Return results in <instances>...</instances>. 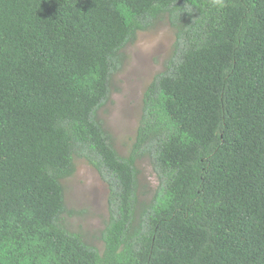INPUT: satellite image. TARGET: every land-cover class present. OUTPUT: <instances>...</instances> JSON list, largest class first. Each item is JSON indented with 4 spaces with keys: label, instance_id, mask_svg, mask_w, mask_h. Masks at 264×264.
<instances>
[{
    "label": "trees",
    "instance_id": "16d2710c",
    "mask_svg": "<svg viewBox=\"0 0 264 264\" xmlns=\"http://www.w3.org/2000/svg\"><path fill=\"white\" fill-rule=\"evenodd\" d=\"M157 22L122 155L100 113ZM76 160L107 188L101 249L66 220ZM0 264H264V0H0Z\"/></svg>",
    "mask_w": 264,
    "mask_h": 264
},
{
    "label": "rangeland",
    "instance_id": "374dc122",
    "mask_svg": "<svg viewBox=\"0 0 264 264\" xmlns=\"http://www.w3.org/2000/svg\"><path fill=\"white\" fill-rule=\"evenodd\" d=\"M173 33L164 22L139 32L134 43L125 49L122 69L115 75L113 91L100 115L111 131L120 154L126 155L138 125L142 93L153 75L162 69L173 44ZM74 174L63 181L65 201L80 214L67 218L79 231L101 249L99 232L107 218V188L98 174L84 161H75ZM141 184L155 185L151 168L145 159L138 162Z\"/></svg>",
    "mask_w": 264,
    "mask_h": 264
},
{
    "label": "clouds",
    "instance_id": "9594fccd",
    "mask_svg": "<svg viewBox=\"0 0 264 264\" xmlns=\"http://www.w3.org/2000/svg\"><path fill=\"white\" fill-rule=\"evenodd\" d=\"M216 2L218 3V2H219V0H216ZM188 11H191V10H188Z\"/></svg>",
    "mask_w": 264,
    "mask_h": 264
}]
</instances>
